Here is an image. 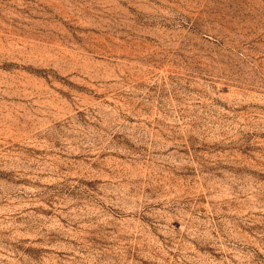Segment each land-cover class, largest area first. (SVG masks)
<instances>
[{
  "label": "rangeland",
  "instance_id": "1",
  "mask_svg": "<svg viewBox=\"0 0 264 264\" xmlns=\"http://www.w3.org/2000/svg\"><path fill=\"white\" fill-rule=\"evenodd\" d=\"M0 264H264V0H0Z\"/></svg>",
  "mask_w": 264,
  "mask_h": 264
}]
</instances>
